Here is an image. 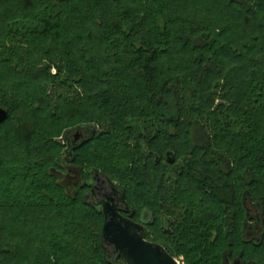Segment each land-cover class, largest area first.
Wrapping results in <instances>:
<instances>
[{
    "label": "trees",
    "instance_id": "trees-1",
    "mask_svg": "<svg viewBox=\"0 0 264 264\" xmlns=\"http://www.w3.org/2000/svg\"><path fill=\"white\" fill-rule=\"evenodd\" d=\"M0 109V264H125L63 161L185 264H264V0H0Z\"/></svg>",
    "mask_w": 264,
    "mask_h": 264
},
{
    "label": "water",
    "instance_id": "water-1",
    "mask_svg": "<svg viewBox=\"0 0 264 264\" xmlns=\"http://www.w3.org/2000/svg\"><path fill=\"white\" fill-rule=\"evenodd\" d=\"M7 119L8 112L4 109H0V125ZM82 130L84 129L76 128L68 134L70 140L69 150L73 151L77 146L81 145L89 138L88 134L91 129H89V131L87 130V135L82 139L83 141H77V139L81 137L80 133ZM73 133H75L74 136H72ZM73 140L79 144L73 143ZM169 162L174 163V158L172 156H170ZM88 175H94L96 178L99 177L105 179V181L110 183L116 191L117 189L121 191L108 178L97 172H88ZM88 175L86 176V182L89 179ZM121 193L126 202L123 191H121ZM245 205H247L246 200ZM127 208L128 212L132 209L128 204ZM103 212L105 223L102 230V242L105 246L106 252H111L112 257H115L117 261L122 258L125 264H180L178 260L171 256L161 245L145 239L143 226L123 217L114 206L107 203L104 205ZM258 213L259 217L256 218V222L254 224H249L252 216L248 214L247 210L246 221L242 230L244 238L249 242H254L256 244L261 243L263 235V228L261 227V212L258 211ZM234 264H241V260L237 259Z\"/></svg>",
    "mask_w": 264,
    "mask_h": 264
},
{
    "label": "flooded vegetation",
    "instance_id": "flooded-vegetation-1",
    "mask_svg": "<svg viewBox=\"0 0 264 264\" xmlns=\"http://www.w3.org/2000/svg\"><path fill=\"white\" fill-rule=\"evenodd\" d=\"M87 132H88L87 130H82L80 133L81 137L78 138L77 141L78 142L83 141L82 139L86 137ZM74 140H73V143H78ZM69 146H70V142H69ZM68 150H69V148H68ZM75 171H76V173H75L76 174L75 184H78V185L82 184V185L87 187L84 196H85L87 202L91 206L96 207L103 212L104 205L109 203L110 205H112L116 209H118L119 213H121V215L123 217L128 218V219L132 220L133 222L143 226L144 231H145V239H147V236L149 234L148 228L150 227V222L147 219V216L144 215L142 218L136 219L134 210L131 209V211L128 212L127 203L124 201L121 191H119L118 189L116 191L110 183L105 181V179H101L99 177L96 178L94 175L89 176L86 171H82L79 168H76ZM87 175H88L89 179L86 182V176ZM70 186H73V184H71ZM247 210H248V214L250 216H252L251 217L252 219H250L249 224H254L256 222V218L259 217V213H258L259 209L252 202H247ZM252 213H253V215H252ZM254 213H257V215L254 216ZM103 214H104V212H103ZM166 223H168V229H166L165 232L171 233L172 232L171 231L172 222L169 221V219H165V218L163 219L162 218L161 228L162 229L166 228ZM156 244H158V243H156ZM158 245H160V244H158ZM234 262L235 261H231V260L227 259L225 263L234 264ZM241 264H243V263L241 262Z\"/></svg>",
    "mask_w": 264,
    "mask_h": 264
},
{
    "label": "rangeland",
    "instance_id": "rangeland-1",
    "mask_svg": "<svg viewBox=\"0 0 264 264\" xmlns=\"http://www.w3.org/2000/svg\"><path fill=\"white\" fill-rule=\"evenodd\" d=\"M260 56V53L258 52V55L256 56V58H258ZM218 92H221L220 90ZM217 103H225V104H228L227 102H222L221 100H218ZM238 130V129H237ZM75 133L72 134V136H74ZM135 141H132V143H134ZM66 151V150H65ZM168 159V158H167ZM183 162V159H177L176 158V155H175V162L174 164H176L177 166L181 165ZM62 165H63V168L64 170L61 172V181L62 183L68 187V185H71L73 184V186L75 185V181H76V168L74 167H71L69 164H67L65 161L62 162ZM260 194H263V191L260 193ZM253 215V213H252ZM257 215V213H254V216ZM8 230L10 233H12L13 235H15L16 233H18V230H16V225H13V224H9L7 226ZM149 234L148 235H153V231L151 230V228L149 227ZM150 241H152V238H150ZM35 256V255H33ZM71 257V256H70ZM68 257V258H70ZM178 262H180V264H185L186 260L183 256H177L175 257ZM71 260V258H70ZM72 263L73 264H77L78 261H77V258L76 256L73 257V260H72ZM57 264H63L62 261H58Z\"/></svg>",
    "mask_w": 264,
    "mask_h": 264
},
{
    "label": "built area",
    "instance_id": "built-area-1",
    "mask_svg": "<svg viewBox=\"0 0 264 264\" xmlns=\"http://www.w3.org/2000/svg\"><path fill=\"white\" fill-rule=\"evenodd\" d=\"M180 263V262H179Z\"/></svg>",
    "mask_w": 264,
    "mask_h": 264
}]
</instances>
